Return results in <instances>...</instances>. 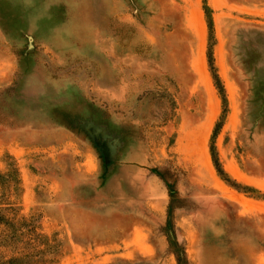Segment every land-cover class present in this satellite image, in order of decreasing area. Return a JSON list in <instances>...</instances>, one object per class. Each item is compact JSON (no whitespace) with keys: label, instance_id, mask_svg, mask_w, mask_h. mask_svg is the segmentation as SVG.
Listing matches in <instances>:
<instances>
[{"label":"rangeland","instance_id":"rangeland-1","mask_svg":"<svg viewBox=\"0 0 264 264\" xmlns=\"http://www.w3.org/2000/svg\"><path fill=\"white\" fill-rule=\"evenodd\" d=\"M208 3L213 39L203 0H0V264H35L33 223L54 264H264V0Z\"/></svg>","mask_w":264,"mask_h":264},{"label":"trees","instance_id":"trees-1","mask_svg":"<svg viewBox=\"0 0 264 264\" xmlns=\"http://www.w3.org/2000/svg\"><path fill=\"white\" fill-rule=\"evenodd\" d=\"M204 2V8L206 11V15H207V20H208V26H209V32H210V37L211 39L215 38V28H214V20H213V13H212V9L208 3V0H203ZM214 43H210L209 48H208V61H209V65L211 68V72L213 74V78L215 80V84L219 90V93L221 95L222 101H223V113L220 116L219 120L217 121L214 131H213V135H212V139H211V153H212V157H213V161L215 164V167L219 173V175L225 179L226 181L230 182L231 181V177L229 176V174L226 172L225 168L223 167V164L220 160V157L218 155L217 152V148L215 145V138L219 132V130L223 127L224 123H225V119L227 117L228 114V94H227V90L225 87V84L218 72V68L216 65V61H215V55H214V49H213ZM0 181L1 184L4 186V188L6 189V187H8V185L10 183H12L14 185V188L16 190V193L18 196H21L23 193V186H22V178H21V174H20V169L17 165V163L15 162L13 164V167L11 169V173H0ZM237 183V182H235ZM251 191H259L255 188H251ZM264 195V194H262ZM257 196V195H256ZM260 197V196H258ZM264 198V196H261ZM17 222H36L35 218H33L32 216L28 217V216H20L17 220ZM32 227V234H33V238L35 240V242L37 243H41L45 245L44 249H36V254H35V264H54L59 260V256L61 254V242L60 239L58 238V234L57 233H53L51 236L44 234L42 232H39V229H41L39 227V224L37 223H33L31 225ZM51 241H53L54 243H51Z\"/></svg>","mask_w":264,"mask_h":264},{"label":"crops","instance_id":"crops-1","mask_svg":"<svg viewBox=\"0 0 264 264\" xmlns=\"http://www.w3.org/2000/svg\"><path fill=\"white\" fill-rule=\"evenodd\" d=\"M149 195H153L149 193ZM163 198H164V193L162 187H159V198L157 199L155 204H150L149 207H151L153 210L157 211L156 213L159 214V216H163L164 214V207H163ZM153 205V207L151 206ZM139 223H135L132 225L129 236L127 238L128 243H130V248L129 251L126 252H131L132 254H140V255H146L147 257H151L154 253H156V245L155 243L151 242L149 240V236L151 233V230L145 225L144 221H137ZM137 232H140L142 234V239L140 241V245H136L134 243L136 239ZM160 241H162V237H160ZM155 242V241H154ZM125 246L124 250L127 249V242L125 241ZM144 245H147L149 249H146V252H144L143 248Z\"/></svg>","mask_w":264,"mask_h":264}]
</instances>
